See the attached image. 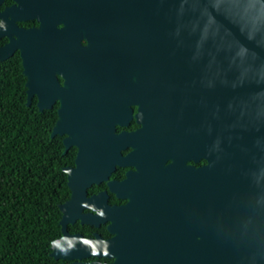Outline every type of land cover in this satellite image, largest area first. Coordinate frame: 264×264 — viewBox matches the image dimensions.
<instances>
[{"label":"water","instance_id":"95a60500","mask_svg":"<svg viewBox=\"0 0 264 264\" xmlns=\"http://www.w3.org/2000/svg\"><path fill=\"white\" fill-rule=\"evenodd\" d=\"M14 1L17 6L1 19L12 12L21 22L37 18L43 25L41 33L14 30L18 40L0 48L1 60L21 49L29 106L39 90V59L46 67L51 61L52 17L115 19L126 37L112 49L73 46L70 67L79 53L78 65L93 71L109 60L136 59L138 67L150 70L153 94L168 95V102L156 106L160 111L194 106L207 126L211 121L209 163L185 168L179 179L182 206L165 210L169 236L180 237L143 244L115 238L94 256H116L112 264H264V0ZM39 49L48 53L40 55ZM98 76L94 72L90 80ZM84 80L69 74V90L62 92L73 97ZM61 115L64 121L52 137L67 136L68 146L82 141V130L65 129L73 122L63 110ZM78 164L76 170L81 159ZM92 246L98 248L89 242L86 249Z\"/></svg>","mask_w":264,"mask_h":264},{"label":"flooded vegetation","instance_id":"af4514ba","mask_svg":"<svg viewBox=\"0 0 264 264\" xmlns=\"http://www.w3.org/2000/svg\"><path fill=\"white\" fill-rule=\"evenodd\" d=\"M14 6V0H4L0 14ZM13 17L9 12L0 18V48L18 40L14 30H43L37 18L21 22ZM52 18L51 61L46 67L42 57L39 59L40 83L33 103L37 101L41 112L57 115L53 131L64 121L63 110L65 120L73 122L65 129L82 130L83 140L68 146L67 136H60L68 161L63 167L68 196L60 206V234L51 241L50 264L116 261V256L85 255L93 253L91 247L86 249L89 242L102 246L115 238L140 244L176 240L180 236H169L165 210L182 206L179 179L185 168L200 169L209 163L211 121L207 126L194 106L185 111H160L156 106L168 102V95L158 99L153 94L150 70L138 67L136 59L109 60L93 71L78 65L79 53L77 65L70 67L73 46L114 48L126 37L120 22ZM20 52L18 48L9 57ZM47 53V49H39L40 55ZM94 72L99 76L90 80ZM71 73L85 79L73 97L62 92L69 90ZM72 105L75 107L69 109ZM78 159L83 162L80 170H76Z\"/></svg>","mask_w":264,"mask_h":264},{"label":"trees","instance_id":"16d2710c","mask_svg":"<svg viewBox=\"0 0 264 264\" xmlns=\"http://www.w3.org/2000/svg\"><path fill=\"white\" fill-rule=\"evenodd\" d=\"M20 55L0 59V264H50L68 196L57 115L28 105Z\"/></svg>","mask_w":264,"mask_h":264},{"label":"bare ground","instance_id":"6f19581e","mask_svg":"<svg viewBox=\"0 0 264 264\" xmlns=\"http://www.w3.org/2000/svg\"><path fill=\"white\" fill-rule=\"evenodd\" d=\"M92 248V252L93 253H88V254H103V251L102 250H104V248L102 247V246H98V248L97 247H91ZM100 248H102V250H100Z\"/></svg>","mask_w":264,"mask_h":264}]
</instances>
